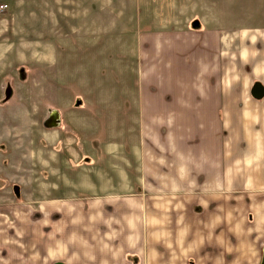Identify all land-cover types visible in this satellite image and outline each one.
<instances>
[{
  "label": "crops",
  "instance_id": "0c3cea01",
  "mask_svg": "<svg viewBox=\"0 0 264 264\" xmlns=\"http://www.w3.org/2000/svg\"><path fill=\"white\" fill-rule=\"evenodd\" d=\"M154 9L126 19L119 97L95 108L85 88L84 116L42 135L41 187L86 194L0 202V264L263 263L264 18ZM94 110L111 119L103 142Z\"/></svg>",
  "mask_w": 264,
  "mask_h": 264
},
{
  "label": "rangeland",
  "instance_id": "374dc122",
  "mask_svg": "<svg viewBox=\"0 0 264 264\" xmlns=\"http://www.w3.org/2000/svg\"><path fill=\"white\" fill-rule=\"evenodd\" d=\"M203 3L223 10L226 24L264 18V0H0V202L86 194L63 180L50 194L41 187L46 119L58 111L62 121L54 128L70 131L68 119L84 116L75 97L85 88L94 107L116 89L119 97L122 55L130 56L133 38L126 19H136L140 8L160 7L155 19L181 20L199 17ZM110 121L92 118L100 142ZM49 148L50 158L66 154Z\"/></svg>",
  "mask_w": 264,
  "mask_h": 264
},
{
  "label": "water",
  "instance_id": "95a60500",
  "mask_svg": "<svg viewBox=\"0 0 264 264\" xmlns=\"http://www.w3.org/2000/svg\"><path fill=\"white\" fill-rule=\"evenodd\" d=\"M252 94L257 99H262L264 97V85L260 82L255 83L252 89ZM47 127L54 128L59 126L60 124V115L58 112H52L49 119L45 122ZM57 264H63V263H57ZM264 264V259L263 263Z\"/></svg>",
  "mask_w": 264,
  "mask_h": 264
},
{
  "label": "flooded vegetation",
  "instance_id": "af4514ba",
  "mask_svg": "<svg viewBox=\"0 0 264 264\" xmlns=\"http://www.w3.org/2000/svg\"><path fill=\"white\" fill-rule=\"evenodd\" d=\"M50 117V116H49Z\"/></svg>",
  "mask_w": 264,
  "mask_h": 264
}]
</instances>
